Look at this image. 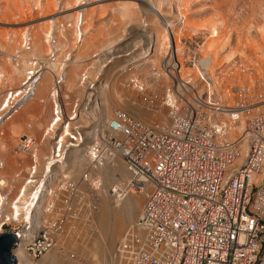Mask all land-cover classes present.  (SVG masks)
Wrapping results in <instances>:
<instances>
[{"label":"built area","instance_id":"2783aa9c","mask_svg":"<svg viewBox=\"0 0 264 264\" xmlns=\"http://www.w3.org/2000/svg\"><path fill=\"white\" fill-rule=\"evenodd\" d=\"M87 2L83 1L80 9L87 7ZM82 19L79 15L72 23L61 24L57 20L54 26L58 25L61 33L57 31L47 41L51 47L48 55L30 59L21 86L6 94L1 111L8 122L34 98L47 69L53 73L55 84L49 97L52 115L43 142L38 145L34 138L25 137L19 144V152L31 157V164L27 171L22 169V185H18L22 172L13 181L0 180V207L4 208L9 199L14 201L13 210L21 205L32 209L58 173V193L63 195L65 206L58 208L60 217L51 226L60 229L65 215L75 208L70 204L71 197L80 193L83 185L102 194L100 173L108 165L121 164L129 179L117 174L104 193L119 201L142 195L146 203L137 229L118 246L115 264H264V94L237 87L233 93L237 101L225 103L222 94L210 89L212 81L202 65L206 40L196 31L197 46L183 50L176 44L164 64L165 71L156 73L159 79L167 75L174 80L163 97L152 101L153 110L163 112L166 124L145 123L115 109L106 127L97 129L87 143L85 126L94 125L92 116L102 108L100 90L107 89L106 79L102 75L93 79L94 65L93 70L82 73L79 86L83 98L67 105L69 97L63 94L65 68L50 70L60 62H71L73 53L64 60L62 48H67L58 35L63 37V31L73 30L74 43L81 44ZM171 30L166 27L169 35L173 34ZM27 35L22 38L21 52L31 50L32 40ZM21 52L13 56L14 62ZM135 52L103 61L102 70L113 61L121 62V73L130 76L127 84L151 96V90L133 72ZM186 67L200 71L197 80L182 78L191 76L183 73ZM77 150L84 164L80 181L70 177L69 159ZM40 155L44 156L42 160ZM51 205L57 210L54 203ZM2 228L3 233L25 234L31 239L27 254L34 260L57 244L58 237L55 231H49L51 228L36 235L30 233L29 224L26 228V224L15 225L10 220Z\"/></svg>","mask_w":264,"mask_h":264},{"label":"rangeland","instance_id":"374dc122","mask_svg":"<svg viewBox=\"0 0 264 264\" xmlns=\"http://www.w3.org/2000/svg\"><path fill=\"white\" fill-rule=\"evenodd\" d=\"M83 1L82 0H0V20L2 19L1 20L2 22H0V52H3L5 54V55L3 54L4 56L0 54V101H2L0 102V104L4 102L6 94L9 91L13 89L14 90L18 89L23 82L24 77L21 78L22 80L21 82H17V83L14 81L13 77H12L13 79L12 78L9 79V77L14 76L13 75L14 68L15 67L22 68L23 65L22 62H20V59H19L20 64L18 61L16 64V62H12L13 60L12 61L10 60L13 59L12 56H15V54H17V52L19 51L21 46L20 43H22L23 35L27 33H31V35L35 37L34 40L35 44L37 40L36 37L39 35L40 37L42 36L44 49L46 50V48H48L45 42V40L47 39L46 36L48 34H56L57 31H59L58 34L61 33L60 27H58V25L54 26L55 23L57 22L56 20H60L58 21L59 24L72 23L74 19H76L73 16L78 17L79 15L76 14L82 13L81 15H83L84 13L87 12L88 13L92 12L94 14V21H93L94 29L88 26L90 24L88 22V15L87 14H85L86 16L83 15L82 16L83 24L86 23L83 26L85 30V33H83L84 38L82 37L83 42L81 44H75L73 39L74 37H72L73 36L72 30H68V29L63 31V32L67 31L66 32L67 37L66 36L62 37L63 39L66 38L64 42L63 39H61L62 43H64L63 46L67 48V50L62 48V51L64 53L63 56L64 60L67 58V56H71L73 53L72 60L71 58H69L71 62L69 65L70 68L69 67H68L69 69L67 68L68 81L63 93L65 94L64 95L65 97H69L66 100L67 105L71 104L68 102L81 100L83 98V93L78 85L80 81L79 77L82 76V73H85L86 71L90 72L91 70H93V67L97 66L96 71H92V73H94L93 79L95 75L99 78L102 75V78L106 79L107 81L106 83L108 85L107 89L100 90V95H102L100 96L102 101L101 110L102 111L104 110L103 104L105 102L110 107V114L108 113L109 115H107L106 119H109V117H111V113L115 109H121L123 111L129 112L130 114H134L137 118H139L140 116H138L136 112L141 111L140 115H142L143 117L139 119L147 123H155V122L160 124L164 123L166 121L165 115L163 114V112L158 114L153 110L152 101H156L157 98L163 97L164 93L167 92V89H169L173 85L174 80L170 79L167 75H165L164 77L162 74H161L162 75L161 79L157 77L158 82L155 80L156 79L155 77L154 80L150 77L152 74L156 76L157 72L161 71L160 73H162L163 71H165L164 64L170 59L171 56L170 50L171 52H174L175 49L174 46L176 47L175 43L172 42L173 39L176 40V44L182 47L183 50L186 48L193 49L194 47H196L198 44L196 40V36H194L196 31H198L201 35H203V39L206 40V43L204 44L206 54L204 53L205 55L203 59L204 58L207 59L209 65L207 69L209 70L210 74L214 76V78L216 79L217 87L216 85L214 86L218 89V91L220 90L226 92L231 91L234 93V89L237 87H250L252 89V92L264 94V0H153L157 4L158 6L157 9H159L160 14L164 15L166 19H170V21L169 20L168 21L170 24V28L172 29L171 30V32L173 33L172 35H169V33L166 31V27L168 28L167 22H164L165 24L163 25V22L161 23V20L156 15H147L144 5H142L137 0H88L87 3H89V5L87 7H83L80 9V6ZM126 1L132 2L135 5H133V8L131 9L132 11H130L129 19H126L127 21L125 23V18L121 17L119 8H122L123 6L121 4H124ZM66 4L68 5L66 6ZM47 5L50 6L48 7ZM44 6L45 7L47 6L46 10ZM69 8H73V10L72 9L69 10ZM68 15L71 17L69 18ZM49 21L52 23L49 24L48 23ZM170 22L173 23L172 26ZM45 24H47V26ZM50 26L52 31L47 32L49 31ZM212 28H214V30ZM101 29L103 30L102 34L101 33L97 34L95 32L97 34V37H94L93 40L91 34L92 33L95 34L94 31L100 32ZM23 30L27 33H25ZM11 32L14 34V36L15 34H17L18 36V40H17L18 45H16L19 47L18 49L15 47V45H13L14 46L13 47L12 44H10L11 42L10 40H12ZM42 32L45 33V35H43ZM149 32H157L160 36H162V40L160 44L148 45L149 42L147 39L148 37L147 35ZM88 37L90 38L88 39ZM212 40H215L213 42H215L216 44L214 46V49L212 48L211 51L209 45ZM109 41L114 45L104 46V44ZM17 42L15 43L17 44ZM9 44L12 46L11 48ZM3 47H5L6 50L8 48L9 50L6 51L4 48L5 50L4 51L2 50ZM131 50H136L133 59V61H135L133 72L139 78L140 82L151 90L150 91L151 96L149 94L146 95V93L145 95H142L136 92L134 89L130 87V85L127 84L128 77L130 78V76H124L121 73V65H122L121 62L114 63L113 61L108 66V67L111 66L110 68L106 67L105 69L102 70L104 64L103 61L109 59L111 60L113 59L112 57H115V59H117L120 58L121 56H126L129 54L128 52H130ZM47 51L48 50H46V52H42L41 55L38 51L35 52L37 54L36 57L39 56L41 58L43 53H44L43 57H45L47 55ZM75 52L77 54H75L74 57ZM25 56L27 57L29 56V54H26ZM76 57H80L82 59V61H80L83 63L82 66L71 65L74 62V60H76L75 59ZM166 57L167 59L164 61V58ZM99 59L100 61L96 63V61H98ZM202 63L205 62L202 61ZM243 69L246 71L244 72ZM183 73L191 76L186 77L182 75L183 76L182 78H184L185 80L191 79L195 81L198 79V73H200V71L192 67H186L184 68ZM151 79L152 81L149 82V80ZM73 80H76L77 86L72 89L69 86V82ZM51 87L52 85L50 86V89ZM49 93L50 92L48 90V95ZM227 96L229 97L230 95ZM236 101L237 98L230 97L229 99H227L226 102L230 104ZM34 102L36 104V107L40 109L38 112L32 111L28 114L27 113L24 114L23 113L24 111L21 110L20 113L17 114L16 117H14V119L9 121L10 124L11 122L12 123L16 122L15 120L23 115L24 117L22 119L24 120L20 122V124H22L23 126L22 128L21 126L19 127L23 129L21 130V132H18L20 131V129L16 126L13 127V129L15 130L13 132L9 123H7L5 127L3 126L2 128H0V140L1 142L5 141L6 146H8L6 147L7 149L5 156L10 159V162H2L0 160L1 172L8 171L7 170L8 166H12L13 165L12 162L14 161L13 168L17 169V173L16 170L15 171L13 170L14 172L13 171L10 172L9 175H11V173H14V176H16V174L22 172L21 169L24 168V160L31 161V157L29 156L26 157L25 154L19 152V144L21 143V141L24 140L25 137L30 136L34 138V140H36V143L38 145H40L43 141L42 139H40V137L42 136L44 138L43 134L45 133V129L51 119L52 106L51 104H48L46 101H45L46 105L44 103L39 104V102L37 103L36 101ZM105 112L107 113V111ZM155 113H157V115ZM96 121L94 119L93 126L92 125L85 126L87 128L86 130L88 129L91 130L95 128L96 130L100 129L102 126L105 125V122L107 120H105V122L102 121L104 123L101 122V124L98 125L95 123ZM40 125H42V131L39 132L40 134L39 133L35 134V132H37L38 130V129L36 130V127L39 128ZM7 126H9L10 128H8ZM16 128H18L19 130L17 129L18 130L17 131ZM90 130L86 131V135L87 132H89L88 134H90V138H87L88 142L91 141L92 136L96 132V130L95 131L91 130V132ZM37 138L40 139L41 141L38 140ZM37 141L38 142L40 141L39 142L40 144ZM9 163H11L12 165L11 164L9 165ZM72 167L73 169L70 173L71 174L70 177L73 178L75 176L73 179L75 181H80L82 177L81 176L82 172L84 173V169H83L84 165L82 166V168L80 167V165H72ZM100 174L102 175V173ZM7 179L13 181L10 178ZM98 181H100V183L102 184L100 190H102L103 193L100 195L108 199H111L112 201H115L114 198H111L107 193H104V188L106 187V183H107L105 177L103 176V178L98 179ZM58 189L59 188L55 189V191L56 192L59 191ZM100 195L98 193H95V191H92L90 187H88L87 185H83L81 192L71 197L70 204H72V206L74 205L75 207L73 209L74 212L72 213L74 215L69 216L71 219H74L71 220V224H70L71 225L70 228L73 231L71 232L72 234L73 233L75 234V232L76 234L77 233L80 234L81 232L82 234L80 235L81 239L83 237L85 238L84 235L87 236L90 234L98 237L104 236L102 234L103 218H101V214L106 212L105 210L102 212V208L104 206L103 203L106 200L102 203L103 200L102 201L100 200L102 198L99 199ZM137 197L139 198V196ZM63 198H64L63 195H59V199L57 197L53 202L54 204L56 203L55 205L57 208L62 207L61 201L62 202L65 201V199ZM66 200L68 201L69 199ZM143 200L145 205V198ZM105 207H106V202H105ZM116 212L117 211L112 213L113 215L111 214L109 218L108 216H105L106 221L111 219L109 221L111 226L109 222L107 223L104 222V224L105 223L108 224L105 226L113 228L114 226H112V223L115 221V218H117V221H115L114 222L115 224L113 223V225H117L121 217L116 216L118 215V212L117 213ZM114 215L115 217H113ZM119 215L121 216V214ZM138 219L136 221H138ZM64 221L66 223V220ZM67 221L69 222L70 220ZM63 227H65V225H63ZM76 234L73 235V237L79 238V235ZM91 235L88 238H90ZM118 246L119 244H117L116 248ZM71 254L72 253L69 252L67 253L66 256L70 257L72 256ZM87 255L89 256V254H87V251L85 250L84 257L83 255H81L80 257L81 259L77 258L79 259L77 261H79L80 264L87 263L85 262L87 259L89 260ZM43 259L44 258L37 260L36 263L42 262ZM114 261L115 259L110 263L112 264L114 263ZM105 262H104L105 264L107 263L109 264L108 260Z\"/></svg>","mask_w":264,"mask_h":264},{"label":"bare ground","instance_id":"6f19581e","mask_svg":"<svg viewBox=\"0 0 264 264\" xmlns=\"http://www.w3.org/2000/svg\"><path fill=\"white\" fill-rule=\"evenodd\" d=\"M83 1V0H82ZM137 1H139L142 5H144V7H145V9H146V12H147V15H156L160 20H161V23L163 22V25L165 24L164 22H167V26H168V28H170V24H169V21H170V19H166V17L164 16V15H162V14H160V11H159V9H157L158 8V6H157V4L153 1V0H137ZM121 4V3H120ZM68 4H66V6H67ZM123 7L122 8H119L120 9V14H121V17H123V18H125V23H126V19H129V16H130V11H132L131 9L133 8V5H135V4H133L132 2H129V1H126L124 4H121ZM48 6V5H47ZM46 6V7H47ZM50 6V5H49ZM48 6V7H49ZM120 6V5H119ZM45 7V6H44ZM46 7H45V10H46ZM51 8V7H50ZM50 8H47V9H50ZM70 9H72L73 10V8H69V10ZM88 9V8H87ZM68 10V9H67ZM85 10V9H84ZM87 11V10H86ZM21 12V11H20ZM46 13V12H45ZM80 13V12H79ZM74 14H76V13H74ZM73 14V15H74ZM82 14V13H81ZM81 14H76V15H81ZM85 14H87L88 15V22L90 23L88 26L90 27V28H93V21H94V14L92 13V12H90V13H84L83 15H85ZM82 15V16H83ZM31 16V15H30ZM38 16V15H37ZM51 16V15H50ZM69 16V15H68ZM86 16V15H85ZM9 17V16H8ZM7 17V18H8ZM36 17V16H35ZM46 17V16H45ZM49 17V16H48ZM71 16H69V18H70ZM73 17H77V16H73ZM65 18H67V17H65ZM44 19H46V18H44ZM2 20V19H1ZM0 20V22H2ZM8 20V19H7ZM75 20V19H74ZM83 20V19H82ZM81 20V25H80V30H79V37L80 38H82L83 37V33H85V30H84V28H83V26L86 24V23H84L83 24V21ZM169 20V21H168ZM57 21V20H56ZM58 21H60V20H58ZM67 21V20H66ZM71 21V20H70ZM54 22V21H53ZM85 22V21H84ZM10 23V22H9ZM8 23V24H9ZM49 24H51L52 22H48ZM43 24V23H42ZM169 24V25H168ZM211 24V23H210ZM44 25V24H43ZM46 26H47V24H45ZM213 26V25H212ZM36 27V26H35ZM59 27V26H58ZM214 27V26H213ZM29 28V27H28ZM38 28V27H37ZM43 28V27H42ZM47 28V27H46ZM164 28V27H163ZM57 29V28H56ZM94 29V28H93ZM213 30H214V28H212ZM14 30V29H13ZM58 30V29H57ZM61 30V29H60ZM99 30V29H98ZM19 31V30H18ZM24 31V30H23ZM29 31V30H28ZM39 31V30H38ZM50 31H52V29H51V26H50V29H49V31H47V32H50ZM73 31V30H72ZM94 31V30H93ZM92 31V32H93ZM102 29H101V31L100 32H98V31H94V33L96 32L97 34L98 33H101L102 34ZM25 32V31H24ZM31 32V31H30ZM45 32V31H44ZM67 32V31H66ZM65 32V33H66ZM12 33V32H11ZM16 33V32H15ZM20 33V32H19ZM27 33V32H26ZM71 33V32H70ZM86 33H88V32H86ZM95 33V34H96ZM25 34V33H24ZM27 34H29L30 35V38H31V50L29 51V52H25V50L23 49V51L21 52V46H20V51H18V52H21L20 53V62H22V68L21 67H19V68H17V67H15L14 68V71H13V75L14 76H11V77H9V79L10 78H14V81L17 83V82H21L22 80H21V78H23V77H25L26 76V73H27V70H28V62L30 61V59H32V58H35L36 57V53L35 52H39L40 53V55H41V53L42 52H46V50H48L47 51V53H49L50 52V50H51V47L50 46H48V44H47V41L49 40V38L53 35V34H48L47 36H46V40H45V42H46V44H47V46H48V48H46V50L44 49V45H43V41H42V36L40 37V35H39V32H38V35L39 36H37L36 37V44H35V37L33 36V35H31V33H27ZM27 34H25V35H23L24 37H27L28 35ZM35 34V33H34ZM42 34L43 35H45V33H43L42 32ZM41 34V35H42ZM57 34V33H56ZM55 34V35H56ZM95 34H91V37L93 38V40H94V37H97V34L95 35ZM72 35V34H71ZM148 37H147V39H148V42H149V44L148 45H151V44H160V42H161V40H162V36H160L157 32H149L148 33V35H147ZM19 37H20V35H19ZM59 38V41H60V43H62V41H61V39H63L62 37H60V36H58ZM73 37V36H72ZM41 38V39H40ZM84 38V37H83ZM90 37H88V39H89ZM11 39V38H10ZM21 39V38H20ZM66 39V38H65ZM65 39H63V42H64V40ZM74 39V38H73ZM4 40V39H3ZM16 40V41H15ZM17 40H18V36H17V34H15V36H14V34L12 33V40H10L11 42H10V44H12V46L13 45H15V47L18 49L19 47L18 46H16V45H18V42H17ZM111 41V40H110ZM110 41L109 42H106L105 44H104V46H113L114 44L113 43H110ZM213 41H215V40H212L211 42H210V45H209V47H210V50L213 48L214 49V46H215V42H213ZM5 42V41H4ZM15 42H17V44L15 43ZM70 42V41H69ZM83 42V41H82ZM105 42V41H104ZM217 42H218V40H217ZM23 43V42H22ZM22 43H20L21 45H22ZM91 43V42H90ZM101 43V42H100ZM9 44V45H10ZM7 45V44H6ZM63 45V44H62ZM102 45V44H101ZM100 45V46H101ZM175 45H176V43H175ZM5 46V45H4ZM11 45H10V48L12 47ZM103 46V45H102ZM103 46V47H104ZM14 47V46H13ZM177 47V46H176ZM175 47V48H176ZM4 48L5 47H3V49L2 50H4ZM35 48H36V50H35ZM102 48V47H101ZM208 48V47H207ZM88 49H89V47H88ZM5 50H6V48H5ZM4 50V51H5ZM7 50H9L8 48H7ZM6 50V51H7ZM12 50V49H11ZM212 51V50H211ZM6 53V52H5ZM10 53V52H9ZM14 53V52H13ZM15 53H16V51H15ZM31 53H33V54H31ZM0 54L1 55H3L4 53L3 52H0ZM11 54V53H10ZM26 54H29V56H25ZM44 54V53H43ZM42 54V57L41 58H43V55ZM77 54V53H76ZM5 55V54H4ZM3 55V56H4ZM8 55V54H7ZM48 55V54H47ZM2 56V57H3ZM13 57V56H12ZM11 57V58H12ZM39 57V56H38ZM4 58V57H3ZM7 58V57H6ZM8 59V58H7ZM10 59V58H9ZM76 60H74V62L71 64L72 66H76V65H78V66H82V62H80V61H82V59L80 58V57H76L75 58ZM11 61L13 60V59H10ZM203 62H205V63H202V65H204V69H205V75H207L208 77H209V79L212 81V86L213 87H211L210 89H212V88H214L216 91H218V89L216 88L217 87V85H216V79L214 78V76H212L211 74H210V72H209V70L207 69V67L209 66L208 65V62H207V59H203L202 60ZM6 62V61H5ZM12 62H14V61H12ZM18 62H19V60H18ZM20 62H19V64H20ZM16 64H17V61H16ZM70 63L68 64V65H65L64 63H62V62H60V64L59 65H57V67H50V70H52V71H55V72H57L59 69H62V67L64 66V72H65V77L63 78V80H65V82H64V89H65V87H66V84H67V81H68V69L70 68ZM71 66V67H72ZM233 66V65H232ZM69 67V68H68ZM68 68V69H67ZM230 68V67H229ZM232 68V67H231ZM161 72V71H160ZM12 74V73H11ZM25 74V75H24ZM94 74V73H93ZM93 74H92V76H93ZM24 75V76H23ZM154 74H152L151 75V77L150 78H152L153 80L155 79L157 82H158V75L156 74V76L154 75ZM76 76V75H75ZM155 77V78H154ZM12 78V79H13ZM77 78V77H76ZM80 79L82 78V76L81 77H79ZM222 78V77H221ZM152 79L151 80H149V82H151L152 81ZM52 80H53V83H52ZM222 80V79H221ZM12 81V80H11ZM92 81H94V80H92ZM103 83H104V81H102ZM148 82V83H149ZM76 80H73V81H70L69 82V86L73 89L74 87H76L77 85H76ZM79 83H80V81H79ZM21 84V83H20ZM54 77H53V73H51V71H49L48 69H47V72L44 74V76H43V78H41L40 79V83L38 84V86L36 87V92H35V96H34V98L33 99H31V100H28V101H26L24 104V106L22 105V107H21V110L22 111H24L23 113L25 114V113H30V112H32V111H35V112H38L40 109L39 108H37L36 107V104H35V102L34 101H36V103L37 102H39V104L40 103H42L43 101H46L48 104H51L50 102V99H49V97H50V94L52 93V91H53V88H54ZM154 84V83H153ZM19 85V84H18ZM52 85V87H51V89H50V86ZM79 85V84H78ZM214 85H216V87H214ZM20 86V85H19ZM80 87V86H79ZM155 88V87H154ZM207 89V88H206ZM15 90H17V89H15ZM14 89L13 90H11V91H15ZM48 90H49V95H48ZM81 90V89H80ZM252 90V89H251ZM70 91V90H69ZM10 92V91H9ZM219 92V95L221 96V94H222V98H224V100H225V103H226V101H227V99H229L230 97L232 98H234V94H233V92H226V91H218ZM224 93V94H223ZM8 94V93H7ZM47 94V95H46ZM65 95V94H64ZM227 95H230L229 97L227 96ZM14 96V95H13ZM102 96V95H101ZM121 97V96H120ZM119 98V97H118ZM4 99V98H3ZM121 99V98H120ZM2 100V99H1ZM5 100V99H4ZM105 101V100H104ZM103 101V102H104ZM0 102H2V101H0ZM34 102V103H33ZM32 103V104H31ZM45 104V103H44ZM47 104V105H48ZM3 105H4V102L3 103H1L0 104V111H1V108L3 107ZM46 105V104H45ZM67 107H69V106H67ZM109 107V105L105 102L104 104H103V108H104V110L105 111H107V113L103 110H100L99 112V114H97V116H92V118H93V120L95 119V123L98 125V124H101V122L102 121H104L105 122V120H107L106 122H105V125H104V128L106 127V125H107V123L109 122L108 120L111 118V117H109V119H106L107 118V115H109L110 114V107ZM71 108V107H70ZM182 107H180V109H181ZM42 109V108H41ZM20 110V111H21ZM121 110V109H120ZM46 111V110H45ZM43 112H44V110H43ZM47 112H48V110H47ZM127 112V111H126ZM141 111H137L136 112V114L138 115V116H140L139 118H141V117H143L142 115H140L141 113H140ZM20 113V112H19ZM18 113V114H19ZM46 113V112H45ZM109 113V114H108ZM129 113V112H128ZM112 114V113H111ZM130 114V113H129ZM156 115H157V113H155ZM1 115H2V119H0V120H2L1 121V123H0V128H2L3 126L5 127L6 125H7V123H9V121L10 120H12V119H14V117L17 115H15V116H13L12 117V119H10V120H8V122H6V121H4V120H6V119H8L7 118V115H4V113H2V111H1ZM21 115V114H20ZM32 115V114H31ZM132 117H134L135 119H137V120H139V121H143V120H141V119H139V118H137L134 114H130ZM28 116V115H27ZM29 116H30V114H29ZM24 116L22 115V116H20V118L18 117L15 121L16 122H11V124H10V127H11V129L13 130V132L15 131L14 129H13V127H20L21 126V128H22V124H20V122H22L24 119H22ZM161 118V117H160ZM46 120V119H45ZM231 120V119H230ZM226 120H224V122H225ZM19 122V123H18ZM104 122H102V123H104ZM143 122H145V121H143ZM18 123V124H17ZM146 123V122H145ZM20 124V125H19ZM162 124V123H161ZM163 124H166V121L163 123ZM19 125V126H18ZM8 128H10L9 126H7ZM18 128H16V130L18 129ZM21 128H19L20 129V131H18V132H21V130H23V129H21ZM41 128V129H40ZM38 129V130H37ZM87 128L85 127V131H84V140L87 142V143H89L88 142V139L87 138H90V134H88L89 132H87V135H86V131H88V130H90V129H88V130H86ZM36 130H37V132H35V134L36 133H39V132H41L42 131V125H40V127L38 128V127H36ZM91 130H93V131H95L96 130V128L95 129H91ZM91 130H90V132H91ZM24 134V133H23ZM40 134V133H39ZM43 136H44V134H43ZM28 137H30V136H28ZM38 139V138H37ZM40 139H42L43 140V137L41 136L40 137ZM40 139H38V140H40ZM41 141V140H40ZM39 141V142H40ZM38 142V141H37ZM38 142V143H39ZM43 142V141H42ZM40 144V143H39ZM42 144V143H41ZM40 144V145H41ZM6 147H8V146H6V142L4 141H2L1 142V140H0V160L2 161V162H10V159L8 158V157H6L5 156V154H6ZM25 157V156H24ZM27 157V156H26ZM44 157V156H43ZM43 157H41L40 156V158H43ZM82 157V155H81V152L79 151V150H77V151H74V152H72V154H71V157H70V159H69V164H70V168H72L73 169V167H72V165H80V167L82 168V166L84 165L83 164V159L81 158ZM26 159V158H25ZM24 160V159H23ZM42 160V159H41ZM30 162L31 161H26V160H24V168H23V171H27L28 170V167H29V165H30ZM11 163H9V165H10ZM13 164V165H12ZM12 166H8V171H4V172H1L0 171V180L1 179H6V180H9V179H7V178H10V179H12V178H14V173H11V175H9V173L10 172H12L13 170L15 171L16 170V173H17V169H14L13 168V166H14V161L12 162ZM26 164V165H25ZM10 170V171H9ZM13 171V172H14ZM21 171H22V169H21ZM72 171V170H71ZM15 173V174H16ZM102 173V175L105 177V179H106V181H107V183H106V185H110V183L112 184V183H114L115 182V180H116V175L117 174H120L121 175V177H122V179L123 180H128L129 179V175H128V173H127V171L125 170V168H124V166L123 165H121V164H116L115 166H111V165H108V166H106L105 167V169L101 172ZM20 174V173H19ZM94 174V173H93ZM17 175V174H16ZM23 175H24V172H22V176H20V178L18 179V185H22L23 184ZM57 175H58V173H56V176H54V177H52V181H50V183L47 185V189H46V192L44 193V195L41 197V199L37 202L36 201V199H33L32 200V202H34V201H36V204L33 206V208L32 209H25L24 208V206L23 205H21L22 207H20V206H17L16 207V210H13V208H12V205H13V202L14 201H12V200H9V199H7V202H5V207L4 208H1L0 207V234H2L3 232V228H2V224H4V223H6V222H8V220H10L11 221V223H14L15 225H20V224H26V228H28V224L30 225V228H31V230H30V233L31 234H38V233H40L41 231H43V230H46V229H49V228H51V229H49V231L50 230H53V231H55L56 232V237H58L57 238V244L53 247V248H51V250H50V252L48 253V254H46L45 256H43L42 258H44L43 260H42V262H40V263H36V261L37 260H34L32 257H30V256H28V254H27V252H28V250H27V247H28V244L30 243V241H31V239L29 240V239H27L26 237H25V234H19L20 236L19 237H21V239L23 240L22 241V243H18L17 244V246H19V248H14V251H13V254H14V256L16 257V259H17V261H18V263L17 264H80L79 263V261H77V260H79V259H77V258H80L81 257V255H83V257H84V253H85V250L87 251V254H89V256H88V258H89V260L87 261H85V262H87V263H83V264H105L106 262L105 261H107L108 260V262H109V264H111L110 262H112L114 259H116V257H115V255H116V252H117V248H116V246H117V244H119L120 245V243L122 242V240L124 239V236L126 237L129 233H131V232H133V231H135L136 229H137V224L139 223V221H140V219H141V217H142V214H143V208H144V198H145V196H142V195H137V196H139V198L137 197V196H131V197H127V198H125V200H121V201H119V200H117V199H114L115 201H112L111 199H108V198H106V197H103V196H99V199L100 198H102V199H100L101 201H102V203L105 201L106 202V207H105V202L103 203L104 204V206H103V208L102 207H100V208H102V212L105 210L106 212V214L105 213H102L101 214V218H103V220H102V227H103V230H102V234L104 235L103 237L101 236V237H98V236H93V235H91V237L90 238H88L90 235H84L85 236V238L83 237L82 239H81V237H80V235H82L81 234V232H80V234L79 233H77L78 235H79V238L78 237H73V235H75L76 234V232H75V234L73 233H71V232H73L72 230H71V220H74V219H71L69 216H73L74 214H72L74 211L72 210V211H70V213L69 214H66V223H64L63 222V225H65V227H63V225H62V227L60 228V229H58V227L57 228H53L51 225L53 224V223H55L56 222V218H59L60 216H59V213L60 212H58V210H55V207H52V203L55 201V199L58 197V199H59V195H61V194H58V191L56 192L55 191V189H57V188H59V185H60V181H59V178H60V176H58L57 177ZM71 175V174H70ZM73 175V174H72ZM75 177V176H74ZM73 177V178H74ZM10 181V180H9ZM58 183H59V185H58ZM50 191H51V193H50ZM140 197H142V198H140ZM104 198H106V199H104ZM59 201V200H58ZM69 201V200H68ZM145 203H146V199H145ZM56 204V203H55ZM103 204H101V205H103ZM61 205H62V207L65 205V201L64 202H62L61 201ZM56 206V205H55ZM58 209V208H57ZM77 211V210H76ZM115 211H117L118 212V215H116V213H115V215L116 216H119V217H121L120 218V220H119V218H118V223H117V225H113V223L115 222V221H117V218H115V221L112 223V226H114L113 228H111V227H108V226H105V225H108V224H106L107 222H109L110 220H107L106 221V217L105 216H108V218H109V216L112 214V213H114ZM119 214H121V216L119 215ZM122 214H123V216H122ZM85 215V214H84ZM113 215V214H112ZM115 215L113 216V217H115ZM81 216V215H80ZM69 217V218H68ZM68 218V219H67ZM73 218V217H72ZM139 218V219H138ZM138 219V221H136ZM51 220H52V222H51ZM55 220V221H54ZM67 220H70L69 222L67 221ZM88 221V220H87ZM73 222V221H72ZM104 222H106L105 224H104ZM73 224V223H72ZM109 224H110V222H109ZM115 224V223H114ZM110 226H111V224H110ZM77 228V227H76ZM107 228H109V229H107ZM111 228V229H110ZM73 229V228H72ZM71 230V231H70ZM74 230V229H73ZM75 231V230H74ZM77 231V230H76ZM76 234V235H77ZM14 235V234H13ZM72 235V236H71ZM93 236V237H92ZM27 250V251H26ZM72 253L71 255L73 256V257H75V258H73L72 256H70V257H67L66 255H67V253ZM115 257V258H114ZM41 258V259H42ZM81 259V258H80ZM83 259V258H82ZM105 262V263H104ZM108 264V263H107ZM112 264H115V261H114V263H112Z\"/></svg>","mask_w":264,"mask_h":264},{"label":"water","instance_id":"95a60500","mask_svg":"<svg viewBox=\"0 0 264 264\" xmlns=\"http://www.w3.org/2000/svg\"><path fill=\"white\" fill-rule=\"evenodd\" d=\"M19 236L10 232L0 234V264H17L18 261L13 254L14 248H19L18 243H22Z\"/></svg>","mask_w":264,"mask_h":264}]
</instances>
